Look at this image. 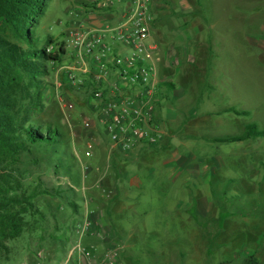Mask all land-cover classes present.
<instances>
[{"label": "rangeland", "instance_id": "374dc122", "mask_svg": "<svg viewBox=\"0 0 264 264\" xmlns=\"http://www.w3.org/2000/svg\"><path fill=\"white\" fill-rule=\"evenodd\" d=\"M90 2L49 0L31 28L37 47L50 49L55 44L49 39L64 44L68 31L87 22ZM151 2L156 22L149 42L157 44L160 53L156 76L176 85L177 93L164 84L165 103L178 116L190 118L188 127L179 124L174 129L178 139H189V148H162L159 143L132 150L123 161L88 105V90L68 84L61 70L63 58L51 67L42 107L32 119L43 126L58 125L71 140L69 148L78 162L62 145L61 153L22 156L25 188H58L65 200L39 197L50 202L52 210H60L58 225L50 220L43 229L6 241L0 264H33L38 250L52 263L59 259L58 253L69 247L66 236L74 240L79 211L90 198L95 199L93 210L101 214L105 209L107 225L124 246L118 264H264V137L214 141L240 136L249 124L264 130V0ZM115 5L112 25L127 9L126 4ZM0 34L27 46L2 23ZM229 109L247 114L227 113ZM64 153L69 156L62 158L70 162L55 168L53 156ZM173 157L175 164L167 166ZM185 158L195 169L192 173L178 167ZM125 173L139 184L129 188L120 206L110 189ZM99 180L103 183L91 192L89 183ZM69 200H84L77 214Z\"/></svg>", "mask_w": 264, "mask_h": 264}, {"label": "built area", "instance_id": "2783aa9c", "mask_svg": "<svg viewBox=\"0 0 264 264\" xmlns=\"http://www.w3.org/2000/svg\"><path fill=\"white\" fill-rule=\"evenodd\" d=\"M105 8L127 9L114 25L103 29L80 22L67 32L61 70L71 87L88 90V105L104 127L111 146L123 153L140 146H157L161 133L157 112L167 98L164 82L157 78V48L149 42L154 14L151 0H103ZM52 46L49 50H53ZM87 121V125H88ZM90 155V153H87ZM66 237L68 248L53 263L44 250L33 255V264H118L120 251L89 219L79 222ZM109 242L101 254L83 240ZM63 257V260H62Z\"/></svg>", "mask_w": 264, "mask_h": 264}, {"label": "trees", "instance_id": "16d2710c", "mask_svg": "<svg viewBox=\"0 0 264 264\" xmlns=\"http://www.w3.org/2000/svg\"><path fill=\"white\" fill-rule=\"evenodd\" d=\"M48 1L0 0V23L13 30L27 45L24 47L0 34V250L6 248V241L43 229L50 220L58 225L60 210H52L50 202L46 203L39 197L65 200V196L60 194L63 190L58 188L39 185L31 190L25 188L20 174L22 156L38 152L61 153L58 146L62 145L71 151L69 155L74 158V163L78 162L72 148H69L71 140L62 135L58 125L43 126L32 119V113L42 107V93L49 85L51 67L60 64L66 52L64 44L53 39H49L50 45L55 44L53 50L47 46L38 48L32 36L31 28L45 13ZM168 85L173 87V84ZM226 111L247 114L232 109ZM262 137L264 130L256 124H249L240 136L214 141L241 142ZM69 155H54V167L60 168L62 162L69 161L62 158ZM66 203L74 213L78 211L76 200Z\"/></svg>", "mask_w": 264, "mask_h": 264}, {"label": "crops", "instance_id": "0c3cea01", "mask_svg": "<svg viewBox=\"0 0 264 264\" xmlns=\"http://www.w3.org/2000/svg\"><path fill=\"white\" fill-rule=\"evenodd\" d=\"M101 4L103 3V0H92V2L86 4L87 9H86V20L87 22H81L83 24H86L88 26L91 27H96L98 29H103L106 28L107 26H110L112 24H110L112 22V20L115 19L116 16V9L113 8H105L102 7ZM121 19V17L119 18V20ZM156 19L154 20L153 25L155 24ZM152 25V27H153ZM153 44V43H152ZM157 48L156 54L157 56L160 54L158 49V45L154 44ZM173 84V90L177 93L178 90L176 88V85L171 82ZM169 83V84H171ZM206 86H205V90H206ZM204 91V90H203ZM207 92V91H206ZM202 97V96H201ZM167 100V98L164 99V101L161 104V107H159L158 112H157V125L159 128V131L161 133V140H160V145L163 148H170V147H180V146H185V149H188L190 146V142L188 138H177V134L174 132V129L178 127L179 124L184 125L185 127H188V123H190V118H186V117H181L178 116L174 110L172 109V105L171 104H167V102L165 103V101ZM168 101V100H167ZM197 101H200V98L197 97ZM229 113V112H227ZM205 139V138H203ZM208 141L211 140L212 138H206ZM140 147H145V146H140ZM139 148V147H138ZM111 149H116L114 147L111 146ZM137 149V148H136ZM116 151H118L119 153V157H121L123 159V161H128V159H130V152H121L118 149H116ZM175 156V154L173 155ZM182 158V157H181ZM180 158V160H181ZM184 161L181 162V165L178 166L180 169H185L189 172H193L195 169L193 166H191L188 162V160L185 158L183 159ZM116 162V161H114ZM117 163V162H116ZM167 166H169L170 164H175V158L173 157L172 159H169L166 161L165 163ZM128 174H122L117 176V182L113 184L112 188L110 189L113 193L114 196L112 198L113 201H116L118 205L121 206V201L120 199L123 196H127V194L129 193V188L135 184H139V182L134 178V176H127ZM120 176H123L120 177ZM123 179V180H121ZM93 183V184H92ZM89 183L88 188L92 189L91 192L96 193L97 191V187L99 186L98 184H102L103 181L99 180L96 182H92ZM92 185V186H90ZM85 187V185L83 184V188ZM124 188V190L122 189ZM96 189V190H95ZM90 191V190H89ZM95 199L90 198V199H85V203L84 200H76V202L80 205H83V203L85 204L84 207L81 209V211H79V214H81V219L79 220L80 222L83 221L84 219H89L91 220L94 225L95 228L98 231H103L107 234L108 236V240L111 241V243L116 247V249H118L121 253V251L124 249V246L117 240V234L114 233V231L112 230V228H109V226L107 225L106 222V211L105 209H102V213L100 214L99 211H95L92 209V206H94V204L92 203V201H94ZM91 202V203H90ZM100 202V201H98ZM113 203V202H111ZM91 204V205H90ZM78 207V209H79ZM95 207V206H94ZM76 214L78 213L75 212ZM78 223V222H77ZM74 226V225H73ZM71 232V231H70ZM69 237V236H66ZM76 239V236L74 237V240ZM116 241V242H115ZM83 244L84 245H94V247L98 250L99 253L103 254L107 248L109 247V242L106 241H102L99 239L96 240H89V239H84L83 240ZM119 262V259H118Z\"/></svg>", "mask_w": 264, "mask_h": 264}]
</instances>
